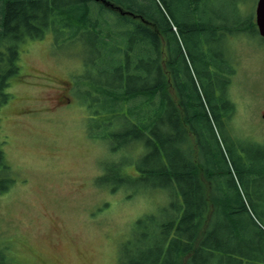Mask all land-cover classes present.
Returning a JSON list of instances; mask_svg holds the SVG:
<instances>
[{"label": "trees", "instance_id": "obj_1", "mask_svg": "<svg viewBox=\"0 0 264 264\" xmlns=\"http://www.w3.org/2000/svg\"><path fill=\"white\" fill-rule=\"evenodd\" d=\"M209 1L0 0V109L20 44L50 33L52 54L80 59L73 94L99 138L113 151L139 146L138 175L111 191L140 183L171 199L134 222L119 264L264 262V221L238 187L264 174V142L233 126L232 95L237 38L264 39L242 0H222L221 12ZM4 144L0 136V194L14 182ZM4 244L0 264L11 259Z\"/></svg>", "mask_w": 264, "mask_h": 264}, {"label": "rangeland", "instance_id": "obj_2", "mask_svg": "<svg viewBox=\"0 0 264 264\" xmlns=\"http://www.w3.org/2000/svg\"><path fill=\"white\" fill-rule=\"evenodd\" d=\"M256 1L242 0L241 10L254 13ZM208 3L221 12L222 0ZM252 39L235 42L233 126L264 142V44ZM50 43L47 33L20 44V70L0 109L3 152L14 177L0 194V244L9 249L8 264H119L120 243L137 233L134 222L161 213L171 199L164 189L140 183L137 191L136 183L111 191L119 177L138 175L139 146L113 151L99 138L90 110L73 94L80 59L52 54ZM115 163L123 169L112 170ZM238 187L264 221V174Z\"/></svg>", "mask_w": 264, "mask_h": 264}, {"label": "water", "instance_id": "obj_3", "mask_svg": "<svg viewBox=\"0 0 264 264\" xmlns=\"http://www.w3.org/2000/svg\"><path fill=\"white\" fill-rule=\"evenodd\" d=\"M258 34L264 39V0H257L254 12Z\"/></svg>", "mask_w": 264, "mask_h": 264}]
</instances>
